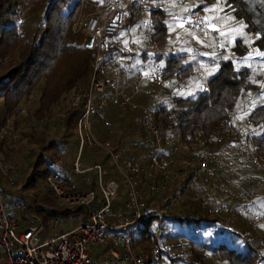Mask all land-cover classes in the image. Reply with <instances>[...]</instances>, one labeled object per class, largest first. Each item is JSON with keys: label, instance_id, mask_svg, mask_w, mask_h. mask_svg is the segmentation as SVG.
<instances>
[{"label": "trees", "instance_id": "1", "mask_svg": "<svg viewBox=\"0 0 264 264\" xmlns=\"http://www.w3.org/2000/svg\"><path fill=\"white\" fill-rule=\"evenodd\" d=\"M14 1L17 8L22 6L24 0ZM37 1L35 0L36 3ZM66 1L68 0L51 1L46 12V20L49 19L47 30L38 43L35 41L28 43L23 36H17L15 33L16 26L13 24L6 23L2 27L0 57L4 58L7 54L12 57L15 48L22 47V49L18 55V63H12L9 69L0 76L1 111L7 113L12 106L20 104L30 91L41 82L43 83V90L39 99V108L35 112L37 117L43 116L42 114L48 108L59 103L67 91L74 90L75 93H81L87 90L90 74L88 64L90 50L77 44V38L84 39L85 34L80 33L74 36L70 28L76 18L75 12L80 0L75 1L74 4L64 3ZM105 1L87 0L86 12L92 11V2L104 5ZM126 1L116 0L117 7L125 11ZM60 2L67 5L68 10L66 13L60 11L58 18L50 22L54 9ZM141 2L142 0H129L130 19L133 20L135 17L146 14ZM196 2L199 8L205 11L207 17H219L218 20H212L216 25H218L219 20L229 21L225 27L227 30L234 31L227 34L224 38V44L228 47V40L233 41V46L228 48L236 62H221L220 55L214 46V39L204 37L202 33L196 30L193 31L198 35H192L186 41L187 44H191L190 49H187L186 44L183 43L185 39L181 41L178 47L170 44L169 35L174 32L184 18L190 16L193 8L188 4V7H185L186 4L179 0H149L150 9L147 13L154 29V35L149 38L145 36L143 31L137 29L134 41L137 44H142L152 39L162 50L169 53L160 55L141 53L127 74L126 90L133 86L135 76L141 67L145 66L150 69L152 66L160 64L165 68L167 76H171L177 71L178 75L186 79L182 91H177L171 82L161 87L149 85L144 89H150L151 95L144 96L141 94L137 99L139 103H143L149 109L153 123L160 131L162 140L172 139L175 142L185 144L191 150L190 160L192 161H197L198 157L208 154H214L221 158H232L234 156L233 144L237 140L242 141L245 134L233 119L226 118L227 111H236L240 114L241 119H248L253 122L258 151L264 158V0H226V3L221 2L219 5L218 0H196ZM216 7L223 8V11H207V9ZM17 9H15L16 12ZM184 9H189V11H184ZM240 25H244L241 30L242 35L241 31L234 28L236 26L239 28ZM119 33L105 41L107 54L112 51H116L119 55L126 54L127 41L125 43L124 37V45L117 41L120 38ZM68 36L70 37L69 42ZM74 40L76 41L74 42ZM192 53L199 54L204 63L209 80V94L202 90V78L196 76L193 60L189 58ZM171 54L175 55L176 58H173ZM56 61H59L61 65L66 63L67 66H65L68 68L67 74L60 72L58 79L51 76L52 73L50 72L52 63ZM113 62L114 59L104 62L99 77H110L115 80L119 78L125 61L121 60L119 66H114ZM49 85H52V88L48 89ZM43 97H47V100H44ZM80 114L81 108L75 110L67 108L65 111L63 123L66 132L70 131L75 135L73 146L69 145L70 142H63V140L55 142L43 139V131L36 134L34 132L29 133L28 138L32 139L31 143L36 145L37 149L31 150L32 155L27 158V161L30 162L35 157V163L31 172L26 173L20 185L22 191L30 196L29 199L34 203V207L13 213L19 218L21 230L31 225L28 217L30 214L37 216L45 224L51 220L68 218L76 214L79 215L81 221L87 220V212L82 208L74 210L59 207L46 181L48 176L66 173L72 166L74 155L70 157L72 159L71 165L62 161L61 158L66 148L75 154L77 145L76 121ZM118 118H122V121H118ZM104 119L112 122L114 135L105 136L101 134L99 126ZM94 121V133L96 137L101 139L100 141H115L124 155L133 157L144 155L143 158L145 162L147 161L150 151L144 142L135 140L138 137L142 138L144 133L138 111H127V113L121 114L109 105L106 110L94 118ZM1 128L0 125V130ZM26 135L27 133L23 134V136ZM61 143H64V146L61 147L59 145ZM3 145L4 143L1 142L0 151ZM85 155L92 163L95 161H99L103 165L106 163V157L103 153H86ZM163 156L167 157L166 155ZM55 161L59 165L54 164L56 167H53ZM27 165L29 166V164ZM40 166H43L42 170H39ZM170 169V175L175 176L179 172L172 166ZM234 170L235 174L219 169L215 180L223 182L232 192L256 195V199L250 205L251 213L264 217V184L251 182L239 176L254 174L255 172L249 166L237 164ZM110 177H117V175L112 168L106 167L105 178ZM6 182L5 176L0 173V191L4 193L7 205H11L18 202L19 198ZM164 182L172 187L170 181H165L163 178L159 179L157 183ZM95 186L93 182L85 189L95 190ZM178 190L181 192L189 191L187 180H184ZM144 193L148 197L147 190H144ZM147 197H145L146 202L151 204L152 200ZM124 201L125 197L120 195V200L112 208L109 221L116 222L125 218L123 214ZM179 209V213L185 215V218L166 219L163 216L161 221L156 218L145 221L135 235V246L147 248L154 244L153 233L159 228L162 232L160 244L171 243L180 237L173 233L174 226L178 223L189 224L192 226L189 236L195 231L201 232L186 238L183 245L186 263L181 262V264H264V226L262 225L264 220L254 229H249L244 222L239 204H234L228 216L229 223L233 227L232 232H230L222 229V221L213 215L211 204L198 206L194 203L183 202ZM163 220H167L171 228L165 230V227H162ZM155 221L158 223L155 224ZM209 234L215 235L216 239L227 238L233 247L223 241L213 242L212 239L208 238L200 240L201 236ZM172 246L175 257H164L162 261L166 264L180 258L177 255L179 245L175 243ZM4 255V250L0 245V260Z\"/></svg>", "mask_w": 264, "mask_h": 264}, {"label": "built area", "instance_id": "2", "mask_svg": "<svg viewBox=\"0 0 264 264\" xmlns=\"http://www.w3.org/2000/svg\"><path fill=\"white\" fill-rule=\"evenodd\" d=\"M86 1L80 0L75 12L76 18L71 25L72 35L85 34L89 40L86 46H89L90 50L88 88L84 92L75 93L69 104L70 109L81 108V114L76 121L75 156L68 174H53L48 176L46 181L59 207L74 210L82 208L87 212V220L80 221L71 230L63 231L59 220H51L52 222L45 224L40 218L30 214L28 217L31 225L21 230L19 218L13 213L29 210L34 207V203L25 196L22 189H17L15 193L19 201L8 206L4 193L0 191V245L5 253L0 264H166L162 261L163 258L175 255L171 243L160 244L161 228L154 231L155 243L147 248L135 246L134 238L145 221L151 218L161 221L159 215L161 211L172 212L183 202L198 206L211 204L213 215L222 221V229L230 232L232 227L228 216L233 205L237 203L245 224L249 229H254L264 220V217L253 215L250 210V205L257 196L253 193L232 192L223 182L215 180L219 169L235 174L234 167L239 164L249 166L255 172L239 176L251 182L264 184V158L258 151L253 122L241 119L236 111H227L226 118L233 119L245 133L242 141L237 140L233 144L234 156L221 158L208 154L198 157L197 161L183 160L182 156L188 151V147L172 139L163 141L149 109L137 99L141 94L151 95L150 89H144L145 84L161 87L171 82L177 91H182L186 84L185 77L178 75L177 71L167 76L165 68L160 64L150 69L144 66L137 72L133 86L126 90L127 74L141 53L160 55L169 52L162 50L152 39L138 45L130 38L126 43L125 55H119L116 51L107 54L105 41L120 31L126 29L130 32L135 25L150 38L154 35V29L150 22L147 24L140 17L131 20L128 11H122L117 7L116 0H106L104 5H92V11L89 13L86 12L88 8ZM179 1L193 8L190 16L181 22L183 27L213 38L220 61L235 63L236 59L224 44V38L219 31H213L201 23L205 14L196 0ZM147 2L148 0H142L141 3L148 8ZM171 56L176 58L175 55ZM189 58L193 60L196 76L203 80L202 90L209 94V80L201 56L192 53ZM109 59H114V66H119L121 60L125 61L117 80L99 77L104 62ZM33 99V94L29 93L23 103L14 107L12 114L14 116L25 114L24 105L30 104ZM109 105L121 114L127 111L139 112L144 132L142 139L150 151L147 163L143 157L124 156L115 141H100L96 138L94 118ZM101 125L107 136L113 135L114 126L111 121L104 119ZM19 133L18 129L0 130L4 137ZM86 153H103L106 157L105 165L99 161L94 163L86 161L84 158ZM176 157L178 163L187 168V173L183 169L179 170L175 177H171L169 169L176 163ZM25 166L26 164H23L22 167ZM106 167L112 168L117 177L121 178V182L117 177L106 179ZM0 169L15 174L20 168L18 166L3 168L0 165ZM73 176L82 177L86 186L94 182L95 190H86L85 186L79 187L72 181ZM161 178L172 182L174 187L170 188L166 182L158 184ZM184 180H187L189 191L181 192L178 188ZM122 188L125 192L123 205L125 218L116 222L109 221L113 205L120 198ZM143 189L148 191L154 203L146 202ZM200 232L195 231L188 237ZM176 244L179 245L177 255L180 258L170 261V264L186 263L184 243L178 239ZM110 245L111 247H108Z\"/></svg>", "mask_w": 264, "mask_h": 264}, {"label": "rangeland", "instance_id": "3", "mask_svg": "<svg viewBox=\"0 0 264 264\" xmlns=\"http://www.w3.org/2000/svg\"><path fill=\"white\" fill-rule=\"evenodd\" d=\"M24 1L22 2V6L17 7L18 8L17 9L15 7L16 2L14 0H0V17H1L0 18V33L3 30L2 27L5 26L6 23L13 24L16 26L15 33L17 36H23L24 40L27 41L28 43H32L34 41L35 43H38L40 39L42 38V36L44 35L45 31L47 30V24H48L49 19L46 20V12L52 0H38L37 3L35 2V0L34 1L24 0ZM75 1L77 0H68L64 3L69 2L71 4H74ZM66 6L67 5H63V3L61 4L60 2V4L56 6V8L54 9L50 22L58 18V13L60 11H64V13H66L68 10V7ZM184 6L188 7L187 4ZM15 9H17V12L15 11ZM108 12L109 10L106 12V14ZM204 14H205V11H204ZM218 22L219 23L217 24L219 28V33L220 34L224 33L223 35L221 34L223 38H226L227 34H230L231 32L234 31V30L226 29L225 25L228 24L229 22L228 20L226 21L219 20ZM50 28L51 26L49 27V29ZM234 28L235 30L239 29L238 26ZM137 29L138 27L135 25L133 26L130 32L124 29L123 31L119 33L120 38H118L117 41L122 42V44L124 45L123 37H124L125 43L130 38L134 39L137 33ZM171 35H173L174 38L172 37L168 38L170 44L174 45L175 47H178L181 44V41L185 39L183 43L186 44L187 49H190L191 44H187L186 41L190 38V36L198 35V33H196L193 30L185 29L183 26L181 27V24L179 23L178 27H176V29L174 30L173 33H171ZM205 37H209V36H205ZM69 41H70V37L68 36V42ZM75 41L76 40H74V42ZM88 42L89 40H86L85 44L87 45ZM232 42H233L232 40H228V47L233 46ZM77 44L84 47V39L80 37L77 38ZM86 47L85 48L88 49L89 46H86ZM21 49L22 47H17V49L15 48L14 49L15 52L12 57L11 56L9 57L10 54H7L4 58L0 57V76L3 75L9 69L12 63H18V55L21 52ZM48 55H50L49 52H48ZM59 61L53 62L52 65L50 64L51 65L50 72L52 73L51 76H53L55 79H58L60 72H62L61 74H65V73L67 74V70H68V68L66 67L67 64L64 63L63 65H61ZM148 86L149 85L147 84L144 85V87H148ZM49 88H52V85H49L48 89ZM42 90H43V83L41 82L36 87H34L32 91H30V93H32L34 96V99L30 104L24 105L26 106V112L22 116H14L12 114L14 107H16L18 104L16 106H12L7 113H5L4 111H1L0 109V125L2 126V128H4L5 130H9V131H15L17 129L20 130V133L18 135H14L11 137H4L0 134V143L1 142L4 143L2 150L0 151V165L3 168L4 166H18L20 168L19 171L15 174L8 173L6 169H3L4 171L0 169V173L6 178L7 185L11 187L12 191L14 192H16L17 189H21L20 184L22 183V180L24 179L27 172L28 173L31 172L33 165L35 163V160H34L35 157L30 162L27 161V158L30 155H32L31 150L37 149V146L31 143L32 139L30 140L28 138V135L30 132H34L36 134V133H40L43 131L44 132L43 139H46L48 141H55V142H60V140H63V142H67V143L70 142L69 145L73 146V139L75 138V135L73 134V132H70V131L66 132L63 121L65 117V111H67L71 98L75 94V91L74 90L67 91L61 97V100L59 103L54 104L50 108H48L42 114L43 116L37 117L35 116V112L39 108V99L42 94ZM43 99L47 100V97H43ZM117 120L122 121V118H118ZM24 133H27V135L23 136ZM176 143L181 144V142H178V141ZM59 145H61L62 147L64 146V143H61ZM72 155H74V152L73 151L71 152L69 148H66L61 159L62 161L64 162L66 161L68 164L71 165L72 159H70V157ZM191 155H192L191 150L188 148V151H185V155L182 156L183 160H187V159L190 160ZM175 161L176 163L172 164L173 169L175 170L184 169L185 173H187V168L184 165L178 163L177 157L175 158ZM55 162H53V165H52L53 167H56L54 164H56L57 166L59 165L58 162L56 163ZM23 164H26V166L22 167ZM27 164H29V166ZM69 168H71V166ZM42 169H43V166H40L39 170H42ZM183 175L184 173L182 174V176ZM182 176H180V178H182ZM171 177H173V175H171ZM170 183L172 184V182ZM173 187H174V184H172V187L170 188H173ZM24 194L28 198L30 197L26 193ZM119 194L122 195V197L125 196L124 190H120ZM149 198L152 199L151 197ZM118 200H120V198ZM151 203H154L153 199ZM235 205L237 204L235 203ZM179 212H180V209L178 207L176 210L172 212L161 211L159 215L161 219L163 216L166 217V219H170L173 217H181V218L186 217L185 215L180 214ZM59 221H60L61 228L63 229V231H68V230L75 228L79 224L80 218H79V215L76 214L68 218L59 219ZM154 223L156 224L158 223V221H155ZM169 224L170 223L167 220H163L162 227H165V230H167V228L168 229L169 227L171 228ZM262 225L264 226V223ZM191 229H192V226H190L189 224L178 223L177 225H175L172 231L175 235L177 236L179 235L180 237L176 238L171 243L172 244L177 243L178 239L184 243L186 241V238L189 236ZM207 238L212 239L213 242L223 241L233 247V244H231L228 241V239L225 237H220L216 239L215 235L209 234V235L201 236L200 240H206Z\"/></svg>", "mask_w": 264, "mask_h": 264}, {"label": "crops", "instance_id": "4", "mask_svg": "<svg viewBox=\"0 0 264 264\" xmlns=\"http://www.w3.org/2000/svg\"><path fill=\"white\" fill-rule=\"evenodd\" d=\"M91 4H93V5H98L97 3H95V2H92ZM147 7L148 8H146V7H144L145 8V11H146V14L145 15H143V16H141L140 18H142V19H144L145 21H146V23L147 24H149V22H150V24H151V20L149 19V14L147 13L148 11H149V9H150V6H149V0H148V2H147ZM125 11H128V13H129V0H127L126 1V8H125ZM206 14V13H205ZM205 17H207V15L205 16ZM212 22V21H211ZM213 23V22H212ZM213 24H215V23H213ZM216 25V24H215ZM152 26V25H151ZM218 26V25H217ZM138 30H140V29H138ZM202 36H206V35H203L202 34ZM169 37H172V38H174V36L173 35H169ZM210 37V36H209ZM86 37L84 38V47H86V44H85V42H86ZM134 43H136L135 41H134V39L132 40ZM145 43V42H144ZM144 43H142V44H144ZM137 44V43H136ZM142 44H138V45H142ZM87 48V47H86ZM69 108V107H68ZM100 127V129H101V134L102 135H105V136H107V134L105 133V131H104V129H103V127H102V125H100L99 126ZM113 135H114V128H113ZM96 136V135H95ZM98 140H101L100 138H98V136L96 137ZM136 141H142L143 142V139L142 138H136L135 139ZM124 155V154H123ZM74 156H75V154H74ZM87 155H84V158H85V160L86 161H88L89 159L86 157ZM124 156H128V155H124ZM144 156V155H143ZM143 156H140V157H143ZM90 161V160H89ZM70 169L71 168H69L67 171H66V173H62V174H68L69 173V171H70ZM118 178V180H119V182H121V178L120 177H117ZM72 181L75 183V184H77L79 187H81V188H83L84 186L86 187V184L83 182V178L82 177H80V176H73L72 177ZM88 186V185H87ZM144 190H146V189H143V193H144ZM147 195H149L148 197L147 196H145V193H144V196L145 197H147L148 199H149V197H150V194L148 193V191H147ZM152 200V199H151ZM81 221V220H80ZM79 221V222H80Z\"/></svg>", "mask_w": 264, "mask_h": 264}, {"label": "snow or ice", "instance_id": "5", "mask_svg": "<svg viewBox=\"0 0 264 264\" xmlns=\"http://www.w3.org/2000/svg\"><path fill=\"white\" fill-rule=\"evenodd\" d=\"M223 2L226 3V0H218V5ZM184 11H189V9H184ZM207 11L209 12H216V11H223V8L221 7H216V8H212V9H207ZM219 17H205L203 21H201V23L205 24L207 27H210L213 31H219V28L217 25L211 23L212 20H218ZM189 23L191 21H188ZM183 26V23H181V27ZM244 25H240L238 31H241L243 29ZM207 34V33H206ZM222 35L224 33H221ZM242 31H241V35H242ZM191 94V93H189Z\"/></svg>", "mask_w": 264, "mask_h": 264}]
</instances>
